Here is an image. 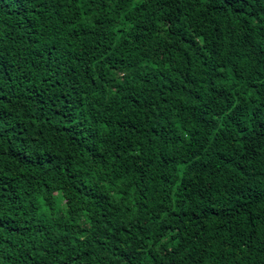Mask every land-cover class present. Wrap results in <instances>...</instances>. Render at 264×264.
Here are the masks:
<instances>
[{
    "label": "trees",
    "instance_id": "1",
    "mask_svg": "<svg viewBox=\"0 0 264 264\" xmlns=\"http://www.w3.org/2000/svg\"><path fill=\"white\" fill-rule=\"evenodd\" d=\"M0 264H264V0H0Z\"/></svg>",
    "mask_w": 264,
    "mask_h": 264
}]
</instances>
